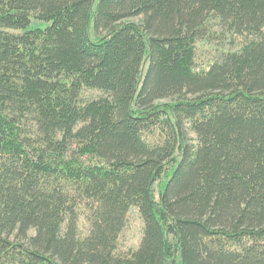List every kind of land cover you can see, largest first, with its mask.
<instances>
[{
  "label": "trees",
  "instance_id": "1",
  "mask_svg": "<svg viewBox=\"0 0 264 264\" xmlns=\"http://www.w3.org/2000/svg\"><path fill=\"white\" fill-rule=\"evenodd\" d=\"M0 264H264V0H0Z\"/></svg>",
  "mask_w": 264,
  "mask_h": 264
},
{
  "label": "rangeland",
  "instance_id": "2",
  "mask_svg": "<svg viewBox=\"0 0 264 264\" xmlns=\"http://www.w3.org/2000/svg\"><path fill=\"white\" fill-rule=\"evenodd\" d=\"M128 20H133L137 22H142L143 16L132 17ZM33 27H43L46 26L45 23L38 19H33ZM222 30V31H221ZM214 36L216 37L211 40V46H216L220 51H237L243 47V45L248 44L254 37V35H228L227 32L221 28H215ZM212 48V47H211ZM208 53V52H206ZM99 96H102L101 91L97 90H86L85 97L88 100L97 99ZM177 97L168 98L161 102H171L176 100ZM187 133L191 143L195 145L198 144L197 135L194 131L191 130L190 124H187ZM32 135V132H28ZM89 232V222L84 221L83 218H80L78 221V233L80 237H85ZM36 234V229L32 228L29 231V236H34ZM143 234V219L137 208H134L130 211L128 219L124 226V229L120 233L116 253L122 257H131L132 253L138 248ZM15 235H13L14 237Z\"/></svg>",
  "mask_w": 264,
  "mask_h": 264
}]
</instances>
